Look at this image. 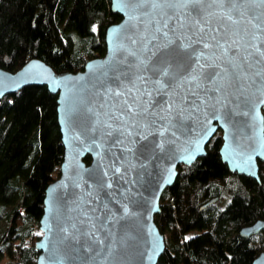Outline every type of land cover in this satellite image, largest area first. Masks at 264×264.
Listing matches in <instances>:
<instances>
[{
	"label": "trees",
	"instance_id": "1",
	"mask_svg": "<svg viewBox=\"0 0 264 264\" xmlns=\"http://www.w3.org/2000/svg\"><path fill=\"white\" fill-rule=\"evenodd\" d=\"M121 18L111 0H0V67L17 71L39 57L57 71L83 69L106 53L107 27ZM222 141L218 130L164 190L155 221L166 248L157 264H253L264 251V229L240 232L264 219V161L261 182L232 172ZM64 152L57 93L27 84L0 98V264H36L46 189Z\"/></svg>",
	"mask_w": 264,
	"mask_h": 264
},
{
	"label": "water",
	"instance_id": "2",
	"mask_svg": "<svg viewBox=\"0 0 264 264\" xmlns=\"http://www.w3.org/2000/svg\"><path fill=\"white\" fill-rule=\"evenodd\" d=\"M111 2L113 11L122 18L107 27L106 53L89 59L83 69L57 71L39 57L31 58L17 71L0 67V98L27 84H44L58 94V120L65 152L60 175L46 189L40 219L43 234L35 242L40 251L36 264H157L166 248L165 236L155 221L161 211V196L175 182L180 164L190 165L207 153V144L218 129L222 130L223 139L220 154L230 170L261 182L264 90L256 88L250 89L247 102L237 105L232 100L227 107L193 112L179 130L173 129L175 136L166 135L163 150L153 147L146 155L141 154L140 148L155 140L153 136L138 142L135 156L120 155L119 148L111 149L109 138L94 142L88 131L86 109L101 103L98 92L105 79L102 73L114 56L120 58L115 44L127 20L121 0ZM112 153L120 163L113 165ZM87 155L90 162L85 159ZM114 167H121L122 174H115ZM217 199L212 198L201 209ZM104 204L111 212L103 214L109 215L111 221L105 231L97 233L104 240L103 245H97L75 232L71 224L82 218L81 210L91 214L90 210L96 208L101 214ZM263 229L264 219H258L240 232L249 236ZM253 264H264V251Z\"/></svg>",
	"mask_w": 264,
	"mask_h": 264
},
{
	"label": "snow or ice",
	"instance_id": "3",
	"mask_svg": "<svg viewBox=\"0 0 264 264\" xmlns=\"http://www.w3.org/2000/svg\"><path fill=\"white\" fill-rule=\"evenodd\" d=\"M121 3L127 20L115 44L120 58L102 73L101 103L86 109L94 142L109 138L111 149L135 156L138 142L153 136L141 154L163 150L166 135L175 136L193 112L238 105L250 89L264 90V0ZM112 155L113 165L120 163ZM113 171L122 174L121 167ZM90 211L81 210L71 228L103 245L97 233L106 230L111 217L103 213L111 209Z\"/></svg>",
	"mask_w": 264,
	"mask_h": 264
},
{
	"label": "rangeland",
	"instance_id": "4",
	"mask_svg": "<svg viewBox=\"0 0 264 264\" xmlns=\"http://www.w3.org/2000/svg\"><path fill=\"white\" fill-rule=\"evenodd\" d=\"M40 233H41V234H43V231H42V230H40Z\"/></svg>",
	"mask_w": 264,
	"mask_h": 264
},
{
	"label": "flooded vegetation",
	"instance_id": "5",
	"mask_svg": "<svg viewBox=\"0 0 264 264\" xmlns=\"http://www.w3.org/2000/svg\"><path fill=\"white\" fill-rule=\"evenodd\" d=\"M218 130H221V129H218ZM218 130H217V131H218ZM221 134H222V130H221Z\"/></svg>",
	"mask_w": 264,
	"mask_h": 264
}]
</instances>
